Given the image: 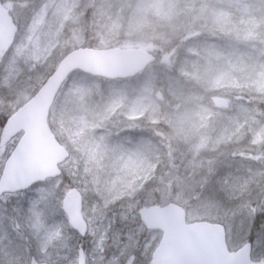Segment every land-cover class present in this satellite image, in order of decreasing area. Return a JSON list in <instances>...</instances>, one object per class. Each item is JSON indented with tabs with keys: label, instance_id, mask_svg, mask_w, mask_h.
Masks as SVG:
<instances>
[{
	"label": "rangeland",
	"instance_id": "374dc122",
	"mask_svg": "<svg viewBox=\"0 0 264 264\" xmlns=\"http://www.w3.org/2000/svg\"><path fill=\"white\" fill-rule=\"evenodd\" d=\"M36 1H41L36 11H24L26 3ZM178 1H137L128 15L131 19L126 37H121L123 42L115 41L126 48H143L158 57V62L145 73L131 80L133 82L115 80L105 84L98 79L73 78L64 88L53 107L49 124L73 158L65 167L66 177L63 181L60 179L44 187L36 186L29 193L16 198H0V264H28L31 255L49 264H76L78 246L84 249L87 264H143V258H150L159 238L152 232L146 233V237L139 241L138 236L134 239L129 233L135 230L134 233L141 234L133 226H138L139 222L137 205H148L154 200L162 205L170 201L178 203L189 213L188 220L208 218L224 222L229 247L238 248L251 242L252 252H256V255L264 252V220L259 224L256 222L252 232L250 222H246L245 216L241 217V211L250 207L253 216L264 218V161L261 163L259 159V147L264 144V125L258 124L256 117L246 118L251 110L241 103L231 116L229 111L214 108L213 99L212 106L207 102L203 104L202 96L189 92L191 81L203 84V94L207 90L215 92L225 86H237L233 83L234 74L226 67L233 66L238 60L228 52L214 55L210 51L209 57L215 59L207 57L200 60V55L196 58L183 56V64L188 66L189 71L174 79V75L165 70L177 67L178 52L166 46L164 37L161 36V43H158L154 36L147 40H137L133 36V33L143 30L150 19H153L152 26L159 25L164 30H161V34L166 30L180 29V25L175 27L174 24L177 23ZM208 1L203 2L197 11L198 16L193 20L196 30L186 31L190 34L183 41L198 36L202 29L227 33L231 42H241L247 38L244 33L250 32V28L245 30L231 26L224 9L227 0H214V7H209ZM110 2L99 0L96 10L101 9L97 13L108 15ZM261 3L264 5L263 1ZM19 4V8L13 11L18 33L7 52L0 56L1 121L8 117L14 107L31 96L33 89L38 88L50 72L51 65L67 48L82 41L78 38L80 35L74 32L77 28L79 32L81 30L73 20L78 9L81 10L77 0H24ZM193 4L192 8H197L195 0ZM192 8L185 10L190 13ZM207 11L209 14L204 17ZM64 29H67L65 34ZM118 29L119 24L115 21L112 26L106 27L105 36H116ZM247 35L252 38L257 36L256 33ZM257 37L264 38V35ZM106 43L103 42V45ZM220 52L223 53V50ZM186 54H198V51L188 48ZM26 68L31 72L27 76ZM261 71L257 72L254 84L264 89V66ZM25 77L28 78L26 82ZM154 82L162 85L157 87ZM158 92L161 99L157 96ZM167 97L173 104L162 114L160 109ZM197 97L201 104L196 101ZM178 107H181V112H174L173 108ZM116 109L123 111L114 115L117 121L122 116L129 124L139 119L142 122L147 120L149 124L147 127L127 124L129 127L119 132L139 128L150 134L155 131L165 133V142H157L166 151L165 167L150 160L149 154L142 151L139 145L126 149L120 143L110 141L113 134L107 131L106 126ZM216 120H227L229 127L214 132ZM254 122L258 125L257 130L242 145V135L250 134L249 130H245V125L250 126ZM159 124L163 128L156 129ZM230 124L233 129H230ZM205 128L213 139L203 136ZM178 137L181 144L177 148L180 150L172 146V139ZM143 145V149L154 151L158 158H165L160 148L146 143ZM206 146L213 153L223 148L213 159L209 158L211 153L205 162L199 163L198 151ZM9 147L11 143L0 147V168ZM218 156L222 159L214 167ZM187 158H190V162H186ZM160 166L170 171L168 174L162 173L166 174L164 177L159 176L163 171ZM194 166L199 169L193 173ZM179 168L181 175L177 181ZM220 170L225 172L217 176ZM183 180H187L185 186L175 184ZM66 182L76 186L83 196L84 216L90 224V234L84 241L73 235L64 221H54L57 219L58 205L61 204L62 196L59 197V194L64 193ZM169 183L175 184L172 189L170 187L173 185ZM209 189L213 193L208 192ZM7 203H13L17 209L12 210ZM28 252L27 261L20 262L21 256L26 257Z\"/></svg>",
	"mask_w": 264,
	"mask_h": 264
},
{
	"label": "water",
	"instance_id": "95a60500",
	"mask_svg": "<svg viewBox=\"0 0 264 264\" xmlns=\"http://www.w3.org/2000/svg\"><path fill=\"white\" fill-rule=\"evenodd\" d=\"M15 30L11 16L0 5V52L9 44ZM155 60L154 55L141 48L80 47L70 51L2 129L0 145L21 131L23 134L3 166L0 195L23 191L60 174L57 165L68 155L56 141L47 120L59 89L73 71L110 80L125 79L136 76ZM215 103L222 108L229 106L224 99H216ZM62 209L71 228L84 236L86 223L81 215V195L75 188L65 193ZM139 217L147 228L164 232L151 264H166L161 252H174L175 264H246L242 252H249V245L228 253L221 225L206 222L187 225L183 209L175 204L141 209ZM30 264L46 263L31 258ZM77 264H85L82 250L78 252Z\"/></svg>",
	"mask_w": 264,
	"mask_h": 264
},
{
	"label": "trees",
	"instance_id": "16d2710c",
	"mask_svg": "<svg viewBox=\"0 0 264 264\" xmlns=\"http://www.w3.org/2000/svg\"><path fill=\"white\" fill-rule=\"evenodd\" d=\"M99 0H77L78 3H80L81 10L78 9L77 16L73 20L75 21L76 25L80 27V32L77 28V31H74L76 34L80 35L78 38L81 41V43H78L80 45H88V46H105V45H118L120 43H116L115 41H121L123 42V39L126 37V34L129 30V24L131 17L128 16L129 13L132 11L134 6L136 5L137 1L139 0H111L110 3H108V6H111L108 10V15H102L99 13H95L96 11V4ZM179 0L177 2V8L178 13L175 15V20L177 23L174 22L175 27L177 25H180L181 28L177 30H166V33L161 34L162 28L159 25L152 26L151 23L153 19H150L148 23H145V28L143 30L137 31L133 33V36L137 40H147V38L154 36V40L158 43H161V36L164 37V43L169 48L173 49L174 51L178 52L177 55V67H171L170 69L165 70V72H168L169 74L174 75V79L177 77H181L180 74L186 73L189 71V68L187 65L183 64L184 57L183 56H190L191 58H196L198 55H200V60H203L208 57V59H215L214 57H209L211 54H208L210 51L212 54L216 55L217 53L224 54L228 52V54H232V56L238 60L237 62H234L233 66H228L226 69H228L230 72H232L235 76V80L233 83H235L237 86L235 87H224L223 89H220L218 91H208L203 94V84L195 83L194 81H191V87L189 88L190 93H194V96L203 97L202 103L205 104L207 102L208 105L212 106V99L214 97H222L225 98L230 103L229 113L231 116L235 113V108L237 107L238 103H241L240 105H243L245 108L250 109L251 111L246 114V118H258V124L262 126L264 125V89L259 88L258 86H255L254 79L256 78V74L258 71H261L262 67L264 66V38H258V35H264V5L261 3V1L264 2V0H227L224 3V9L227 13V16L229 20L231 21L232 27H238V28H250V32H245L244 35L247 37L246 39L242 40L241 42H231L229 40V35L227 33H217V31H210L207 29L201 30L200 34L198 36H191L189 38H186L185 41H183L184 37H187L190 33L186 31H192L196 30L195 26H193V20L196 16H198L200 10V6L203 4L204 0L202 1H196V7H194V0L193 2H189L187 0ZM214 0L210 3L211 6L214 7L212 4ZM39 1L35 2L38 3ZM33 3V6L35 5ZM192 4V5H191ZM205 4V3H204ZM37 7V5H36ZM191 7L192 11L190 13L186 12V8ZM223 8V7H222ZM99 12V11H97ZM209 14V11L204 13V17H207ZM118 16L116 19L115 16ZM108 17V19H106ZM116 19V20H114ZM117 22L119 24L118 34L116 36L107 37L105 36V29L106 27L109 28L112 26L113 22ZM74 23V22H71ZM99 23V25H97ZM182 25H181V24ZM201 23H204L201 21ZM153 24V23H152ZM71 25V24H70ZM230 26V27H231ZM147 27H152L151 29H148ZM191 28V29H189ZM97 30V31H94ZM164 31V30H162ZM67 32V29H64V34ZM198 32V31H196ZM253 34L256 33L257 36L255 38L249 37L247 34ZM124 35L123 39L121 38ZM103 42H107L103 45ZM228 42V44H227ZM76 45V44H75ZM190 48L191 50H197L198 54H186V50ZM223 50V53L220 51ZM197 53V52H196ZM203 58V59H202ZM26 70V76L31 73L29 72V68ZM33 71V70H31ZM262 72V71H261ZM162 76H165L164 74H161ZM179 75V76H178ZM28 80L27 77H25L26 82ZM178 80V79H177ZM237 80V81H236ZM156 86L162 85V83L157 84V82H154ZM157 86V87H158ZM188 86V85H187ZM189 87V86H188ZM37 88V86L33 89V91ZM32 91V92H33ZM200 93H202L200 95ZM205 95V96H204ZM196 101L198 102V97L196 98ZM201 104V101L198 102ZM211 103V104H210ZM173 103H171V99L167 97V99L164 100L162 103V107L160 109V113L164 114L165 109H170L169 107L172 106ZM249 106V107H248ZM175 107V106H174ZM214 108H216L214 106ZM213 110V109H212ZM174 112H181V107H178L176 109L173 108ZM234 111V112H233ZM116 112L119 114H122L120 109H117ZM233 112V114H232ZM117 116V114H116ZM114 116L112 121L109 122V125L107 126L108 129H113L114 131H118L119 129L127 128L129 125H134L137 127H147L149 124L147 120L142 122L141 119L136 121L135 123H127L124 121V118L122 116H119V119L117 121V117ZM2 122L0 120V127L2 125ZM216 128L214 132L218 133L222 131L225 127H229V124L227 120H216ZM129 124V125H127ZM232 124H230V129L232 128ZM257 123L254 122L250 124V126L247 124L245 125V130H249L250 134L247 133L246 135H242V141L241 144L245 145L247 140H249V137L252 136V134L257 130ZM163 128L162 124H159V126H156V129ZM164 133V132H163ZM209 133V132H208ZM207 133V128L204 129L203 136H210L213 139L212 135H209ZM165 134V133H164ZM121 137L123 138V146L126 149L133 148L134 145H139L140 149L146 153L149 154L150 160L157 161L161 165L165 167V161L167 158L165 157L166 151L162 146H160L157 142L160 140L157 139L154 134H150L144 130H141L139 128H135L134 130L125 131L121 134ZM166 138V135H165ZM165 140V139H164ZM163 140V141H164ZM173 143L172 146L174 149L180 150L177 148L181 144L179 137L176 139H172ZM188 140H191L190 138ZM195 140V139H194ZM165 142V141H164ZM144 143L148 144L151 147L160 148V151L162 153V156L165 158H158L154 151L149 149H143ZM143 145V146H142ZM166 148V146H165ZM223 148V146H222ZM222 148L218 149L216 152H210V147L207 146L204 148H201L198 151V157L200 161L199 163H203L207 160V157L212 154L209 158H214L218 151H220ZM229 149V148H228ZM168 152H170L169 149H167ZM223 151V150H222ZM259 159L262 163L264 161V144L260 145L259 147ZM220 153H218L219 155ZM172 153H170L171 157ZM208 158V159H209ZM222 157L218 156V162L214 166H218ZM186 162H190V158L186 159ZM185 162V163H186ZM223 163V162H222ZM260 163V165H261ZM181 168V167H180ZM176 172V178L178 181V178L181 175V169ZM195 170L192 172L194 173L199 168L197 166H194ZM197 168V169H196ZM223 168V167H222ZM160 170L162 171L159 176L164 177L167 172V169H163V167L160 166ZM191 171V170H190ZM166 173L161 175L162 173ZM225 171L220 170L217 174V176H220ZM64 176V174H63ZM62 176V177H63ZM190 177H192L190 175ZM176 185L178 187L185 186L187 180H183L182 183L177 182ZM171 184V183H169ZM174 184V185H175ZM173 185V184H171ZM173 186L170 188L172 189ZM71 186V183H67L64 185V190L68 189ZM208 192H211V189H209ZM62 194V192L59 194ZM58 201L56 200V204ZM153 203H159L156 200L153 201ZM142 206V204H138V207ZM255 216H252L254 218Z\"/></svg>",
	"mask_w": 264,
	"mask_h": 264
},
{
	"label": "flooded vegetation",
	"instance_id": "af4514ba",
	"mask_svg": "<svg viewBox=\"0 0 264 264\" xmlns=\"http://www.w3.org/2000/svg\"><path fill=\"white\" fill-rule=\"evenodd\" d=\"M23 1L24 0H0V3L2 5V7L5 10H7L9 12V14H11V16L14 18L15 13H13V11L16 8H19V6H20L19 3L23 2ZM24 6H25L24 7V11H29V10L31 11L32 7H34L33 6V2L32 3H29L28 2ZM255 225H256V223L250 225V227H251V229L253 231L255 229ZM245 227H246V224H245ZM150 258H151V255H150ZM150 258H147V259L146 258H143V264H146V263L148 264L150 262ZM251 261H252L253 264H264V252H258V255H256V252H251Z\"/></svg>",
	"mask_w": 264,
	"mask_h": 264
}]
</instances>
